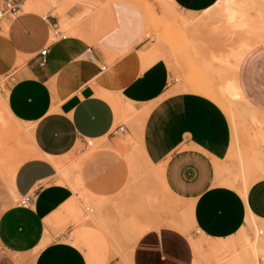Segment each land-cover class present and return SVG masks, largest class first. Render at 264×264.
<instances>
[{
    "label": "crops",
    "instance_id": "1",
    "mask_svg": "<svg viewBox=\"0 0 264 264\" xmlns=\"http://www.w3.org/2000/svg\"><path fill=\"white\" fill-rule=\"evenodd\" d=\"M17 1L19 12L7 14L0 26V97L30 129L34 154L15 174L20 202L0 215L1 250L26 264H91L74 236L83 230L77 185L69 172L64 181L71 186L63 184L59 169L82 146L99 144L123 154L139 149L150 167H161L169 200L160 202L164 211L158 212L159 199L145 189L149 181L134 180L120 195L93 180L91 190L102 203L86 229L106 249L92 264L226 262L230 255L213 253L241 241L249 214L262 229L264 256V179L251 184L246 198L219 183L240 171L230 156L235 136L225 111L205 95L175 93L167 63L149 58L146 40L122 45L118 38L107 39L113 0H71L65 22L80 25L68 35L60 31L61 18L28 11L26 3L33 0ZM171 2L184 14H201L220 0ZM88 11L103 13L102 24L85 20ZM240 73L247 98L264 112V47L247 57ZM125 118L134 134L120 123ZM238 141L244 151L264 153V123L241 122ZM104 156L95 164L102 165ZM126 196L129 207L122 205ZM144 206L151 208L148 217ZM136 230H145L138 239ZM194 240L205 244L197 248Z\"/></svg>",
    "mask_w": 264,
    "mask_h": 264
},
{
    "label": "rangeland",
    "instance_id": "2",
    "mask_svg": "<svg viewBox=\"0 0 264 264\" xmlns=\"http://www.w3.org/2000/svg\"><path fill=\"white\" fill-rule=\"evenodd\" d=\"M3 1L0 0V9L4 6ZM33 1H39L40 11L36 13L44 16L52 14L61 18V32L71 34L80 25H69V29L65 26L67 13L74 5L71 0ZM131 1L136 5L127 0H113L111 10L106 16V24L112 26L109 27L111 32L106 35L107 39L109 36H114L121 40L122 45L135 43L138 39L146 40L151 48L150 54L157 56L153 57L154 60L162 59L167 63L172 74L171 83L174 85L172 88L175 93L195 92L205 95L225 111L235 136L230 156L238 161L240 171L232 177V180L228 178L220 181V184H229L235 189L236 187L240 189L245 185L244 177L249 186L257 179H264L262 150L244 151L238 141L241 122L258 120L264 123V112L247 98L239 81L242 78L239 77L241 75L239 59L247 52L250 55L264 47V0H240L236 8L238 17L235 20H231L226 7L220 5L206 13L184 14L168 0ZM85 15V20L92 22L101 20L100 24L105 17L103 13L96 14L90 11ZM188 18L194 20L196 24L183 23ZM52 33L54 41L56 34L54 30ZM231 90L235 95H229L232 94ZM1 102L5 104L2 98H0V215L20 202L14 191L12 174L34 154L30 129L15 122L16 120L3 108ZM120 123L131 129L134 134L133 124L129 118L121 120ZM115 149L111 145L87 144L81 147L82 153L73 154L59 169L63 184H67L64 179L69 172L77 185L73 189L78 195V217L83 230L74 236L75 241L79 242L77 245L87 250L86 255L91 264L96 260L99 261L104 254L102 251L106 249L105 241L88 230L89 228L86 229L88 222L93 223L91 220L94 219L93 212H96L102 203L96 200L91 190L93 180H99L102 186H114L120 195L128 192L134 180L149 181L145 189L153 191L159 199L155 204L157 206L159 202L156 207L158 212L164 211L160 202L165 203L169 200L165 193L167 189L161 167L157 169L150 167L139 149L126 154ZM100 154H105L104 162L101 163L102 165H96L95 162ZM92 164H95L96 168L92 167L93 173H89L88 168ZM128 197H125V204H122L125 207H129L131 202ZM141 209L142 215L148 217L151 212L150 206ZM244 230V235L237 245L218 250L220 253L218 251L213 253L216 256L230 255V260L220 261L219 264H253L250 255L254 247L255 231L252 226H246ZM144 231L136 230L135 239H138L139 233L142 234ZM193 243L194 245L196 243L197 248L205 244L202 240L197 242L194 240ZM202 252L200 255L203 254ZM90 255H93L92 262ZM0 264H26V262L18 256L7 255L0 247ZM256 264H264V256H259Z\"/></svg>",
    "mask_w": 264,
    "mask_h": 264
},
{
    "label": "bare ground",
    "instance_id": "3",
    "mask_svg": "<svg viewBox=\"0 0 264 264\" xmlns=\"http://www.w3.org/2000/svg\"><path fill=\"white\" fill-rule=\"evenodd\" d=\"M169 1V3L172 5V6H174L173 5V3L171 2V0H168ZM239 2H240V0H220V2L218 3V5L217 6H222V7H226V9H227V13H228V16L230 17V19L231 20H235V18H237L238 17V14H237V10H236V8H237V6L239 5ZM38 3H39V1H30V2H27L26 3V6H27V10L28 11H30V12H36V11H40V9H39V7H38ZM175 7V6H174ZM97 17H99V16H97ZM80 20V19H79ZM183 23H185L186 25H195L196 23H194V20H192L191 18H188L187 20H184V22ZM62 24H64V23H62ZM65 26H67V28H68V26L69 25H67L66 24V22H65ZM66 28V27H65ZM69 29V28H68ZM111 32V31H110ZM114 32V31H113ZM116 33V32H115ZM116 35V34H115ZM53 38V37H52ZM115 37L114 36H112V37H110L109 36V40H113ZM141 39H139L138 41H140ZM150 56V57H149ZM149 58L151 59V58H153L154 57V54L152 53V54H149ZM156 56V55H155ZM249 56V52H247L243 57H241L240 59H239V57H238V59H239V61H240V64H242L246 59H247V57ZM157 57V56H156ZM156 57H154V58H156ZM152 60V59H151ZM238 61V60H237ZM147 63V62H146ZM151 63V62H150ZM152 64V63H151ZM239 64V63H238ZM228 89V88H227ZM226 89V90H227ZM232 91V94H229V95H235V93L233 92V90H231ZM227 93V92H226ZM226 93H225V95H226ZM229 93V92H228ZM222 97V96H221ZM1 98V97H0ZM1 104H2V106H3V108L5 109V110H7V107H6V104H4V103H2L1 102ZM232 114V113H231ZM12 117V116H11ZM14 120V119H13ZM15 121V120H14ZM15 122H18V121H15ZM19 123V122H18ZM7 139V138H6ZM0 140H1V136H0ZM0 143H1V141H0ZM1 145V144H0ZM242 160V162H243V164H244V160H243V158L241 159ZM24 163V162H23ZM20 165V164H19ZM19 169V167L13 172V170H11L12 172H13V174H12V176H13V187H14V178H15V174H16V172H17V170ZM262 172H264V170H262ZM245 178V185H244V187H242V188H240V189H238V187H236L237 189V191L241 194V196H243V198H246V195H247V193H248V190H249V188H250V186H249V184L246 182V177H244ZM226 186H229V187H232V185H229V184H227ZM242 186V185H241ZM233 188V187H232ZM235 189V188H234ZM14 191H15V188H14ZM70 212V211H69ZM249 213V212H248ZM246 225L247 226H252L253 227V229H254V231H255V241H254V247H253V251H252V253H251V255H250V258L252 259V263L253 264H256L257 263V258L259 257V256H262L263 255V250H262V246H261V243H262V229L258 226V223H257V219L253 216V215H251V214H249V215H247V220H246ZM224 249V248H223ZM215 251H216V249H215ZM225 251V250H224ZM219 252V251H218ZM217 253V252H216ZM220 253V252H219ZM250 259V260H251ZM249 260V261H250ZM251 264V263H250Z\"/></svg>",
    "mask_w": 264,
    "mask_h": 264
},
{
    "label": "built area",
    "instance_id": "4",
    "mask_svg": "<svg viewBox=\"0 0 264 264\" xmlns=\"http://www.w3.org/2000/svg\"><path fill=\"white\" fill-rule=\"evenodd\" d=\"M20 10V4L17 0H5L4 6L0 9V26L7 14L16 15ZM48 49L42 51L41 53V65L44 66L47 63L46 55H47ZM177 82V81H176ZM3 92V85L0 82V94ZM28 202L27 199L23 200L21 202L22 205H26Z\"/></svg>",
    "mask_w": 264,
    "mask_h": 264
}]
</instances>
